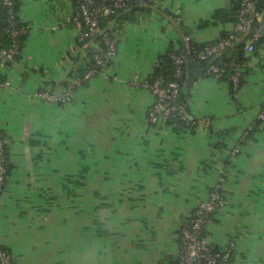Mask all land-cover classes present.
I'll return each mask as SVG.
<instances>
[{
    "label": "crops",
    "instance_id": "crops-1",
    "mask_svg": "<svg viewBox=\"0 0 264 264\" xmlns=\"http://www.w3.org/2000/svg\"><path fill=\"white\" fill-rule=\"evenodd\" d=\"M17 1L29 30L20 56L0 68L10 162L0 246L14 264H176L180 221L221 169L226 197L207 239L217 250L234 242L229 264H264V41L245 54L237 99L217 77L193 83L184 99L196 124H149L153 96L135 84L153 77L184 34L204 44L234 31L235 0H139L104 20L116 53L64 106L35 93H60L70 74L79 27L66 17L79 0Z\"/></svg>",
    "mask_w": 264,
    "mask_h": 264
},
{
    "label": "built area",
    "instance_id": "built-area-1",
    "mask_svg": "<svg viewBox=\"0 0 264 264\" xmlns=\"http://www.w3.org/2000/svg\"><path fill=\"white\" fill-rule=\"evenodd\" d=\"M138 0H79L77 13L66 17V22L79 27L75 45L69 49V56L79 52L80 59L73 62L70 74L66 80L60 82V93L56 94L51 88H43L35 93V96L49 105H67L71 102L73 94L78 87L86 85L91 78L103 74L106 66L116 53L115 41L109 32L103 29L101 21L115 15L117 12L127 10L137 5ZM6 8L9 19L7 32L11 38L10 46L0 50V68L7 62L13 61L20 53V38L27 34L29 26L22 24L17 26L13 10L12 0H0ZM264 8V0H262ZM263 8L257 11L255 0H239V8L236 14L235 29L220 37L215 43H199L191 35L182 36V47H174L167 50L162 59L155 65L157 73L151 79L143 82H135L147 88L153 96V101L147 109V122L151 125L160 122L193 123L187 110L179 103L178 97L183 88L186 74V58L192 57L201 68L204 75L220 78L226 71H230L232 81V96L238 98L239 84L242 81L244 62L232 59L229 62H221L220 55L229 50L237 42H244L245 54L253 53L257 48L258 38L264 36ZM5 31V32H6ZM100 39L99 42L95 39ZM244 39V40H242ZM88 41L92 55L87 47H82L81 42ZM168 60L172 64L170 73H166L164 65ZM9 85L8 80L0 78V88ZM257 119H264V105L259 108ZM207 125L211 118L200 120ZM255 124H250L243 133L244 141L249 133L254 130ZM8 139L0 131V194L3 192L8 178L9 157L6 154ZM234 148L232 153H238ZM227 173L224 169L210 188L205 200L198 203L195 209L185 215L179 224L180 248L176 264H229L231 260L234 242L230 241L223 249H214L207 239L208 227L212 222L213 214L220 209L225 201V185ZM0 264H14L13 258L0 246Z\"/></svg>",
    "mask_w": 264,
    "mask_h": 264
},
{
    "label": "trees",
    "instance_id": "trees-1",
    "mask_svg": "<svg viewBox=\"0 0 264 264\" xmlns=\"http://www.w3.org/2000/svg\"><path fill=\"white\" fill-rule=\"evenodd\" d=\"M138 2H139V0H138ZM138 2H137V4H138ZM235 2L236 3H235V6L233 8V11H234V21L236 22V14H237V10L239 8V0H235ZM12 3H13L14 14H15V21L17 23L16 25L17 26H20L22 24H25V22L20 17V13H19L20 12V8H19L20 5H19V2L17 0H12ZM255 3H256L257 11L262 10V8H263L262 0H255ZM135 7H136V5L133 6V7H131V8H129V9H127V10L119 11L115 15L110 16L109 18L103 19L101 21V25L103 24L104 20L111 19L113 17L115 18V17H118V16H121L122 17V16L127 15L128 11H130L131 9H134ZM217 15H219V12H217ZM8 17L9 16H8V13H7L6 8H4L1 5V3H0V50L1 49H4V48L7 49L10 46V40H11V38H10L8 32L6 31L7 28H9V19H8ZM224 35H222V36H224ZM26 36H27V34H24L20 38V46L21 47L23 46V42H24ZM95 40L99 42L100 39L96 38ZM218 40L219 39L215 40L212 43H215ZM242 40H244V39H242ZM263 41H264V36L258 38L257 45L261 44ZM87 42L88 41L81 42L79 45L82 46V47H87L88 50H89L88 51L89 54L92 55L93 54L92 53V50H91L92 48H91V46H89L87 44ZM179 46L182 47V42H180V45ZM171 48H174V47L171 46L168 50H171ZM19 56L20 55H17L15 57V59H17ZM79 59H80L79 53H76L71 60H72V63H73L74 61H78ZM232 59H234V60H236V61H238L240 63L245 61L244 42H237L229 50H227L226 52H224L223 54L220 55V61L221 62H229ZM165 63H166L164 65L165 70H166L165 72L166 73H170V71L172 69V64L168 60H166ZM156 73H157V70L154 71V74L153 75H155ZM230 74H231L230 71H226V73L223 74L219 79L226 81L229 84L230 91L233 92L232 81L230 79ZM241 85H242V81L239 84V87H241ZM179 103L187 110L186 99L183 98V100H181V102H179ZM6 154H8V149L6 150ZM9 170H10V164H9V169H8V175H9Z\"/></svg>",
    "mask_w": 264,
    "mask_h": 264
},
{
    "label": "water",
    "instance_id": "water-1",
    "mask_svg": "<svg viewBox=\"0 0 264 264\" xmlns=\"http://www.w3.org/2000/svg\"><path fill=\"white\" fill-rule=\"evenodd\" d=\"M186 74L185 79L183 83V88L181 90V93L178 97V101L183 100V98L189 93L191 90L193 83L203 75L204 68H201L195 59H193L190 56H187L186 58ZM59 94V93H56Z\"/></svg>",
    "mask_w": 264,
    "mask_h": 264
}]
</instances>
